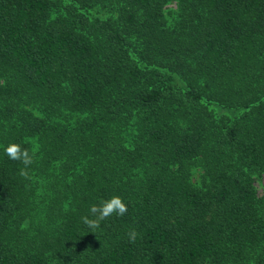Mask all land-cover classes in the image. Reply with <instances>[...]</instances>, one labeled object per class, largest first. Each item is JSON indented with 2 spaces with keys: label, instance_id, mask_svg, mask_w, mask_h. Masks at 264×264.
Here are the masks:
<instances>
[{
  "label": "trees",
  "instance_id": "obj_1",
  "mask_svg": "<svg viewBox=\"0 0 264 264\" xmlns=\"http://www.w3.org/2000/svg\"><path fill=\"white\" fill-rule=\"evenodd\" d=\"M254 174L264 0H0V264H264Z\"/></svg>",
  "mask_w": 264,
  "mask_h": 264
},
{
  "label": "clouds",
  "instance_id": "obj_2",
  "mask_svg": "<svg viewBox=\"0 0 264 264\" xmlns=\"http://www.w3.org/2000/svg\"><path fill=\"white\" fill-rule=\"evenodd\" d=\"M5 152L10 159L22 162L25 165V169L34 162L33 155L29 153V150L22 148L19 144H10L5 149ZM25 169H21V176H27ZM127 211L128 207L123 199L119 196H113L108 200L102 201L99 205L91 206L90 212L94 217L93 219L83 217L82 220L89 228L96 229L99 228L101 221L106 220L113 214L124 216ZM128 235L129 242H134L137 236L136 231L132 230Z\"/></svg>",
  "mask_w": 264,
  "mask_h": 264
},
{
  "label": "rangeland",
  "instance_id": "obj_3",
  "mask_svg": "<svg viewBox=\"0 0 264 264\" xmlns=\"http://www.w3.org/2000/svg\"><path fill=\"white\" fill-rule=\"evenodd\" d=\"M252 184L254 186L257 197L263 201L264 207V176L254 174Z\"/></svg>",
  "mask_w": 264,
  "mask_h": 264
}]
</instances>
